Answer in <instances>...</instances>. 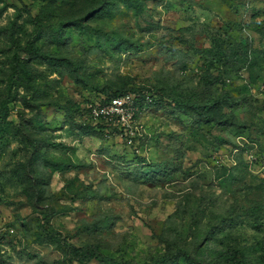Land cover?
<instances>
[{
  "label": "rangeland",
  "instance_id": "1",
  "mask_svg": "<svg viewBox=\"0 0 264 264\" xmlns=\"http://www.w3.org/2000/svg\"><path fill=\"white\" fill-rule=\"evenodd\" d=\"M263 156L264 0H0V264H264Z\"/></svg>",
  "mask_w": 264,
  "mask_h": 264
},
{
  "label": "built area",
  "instance_id": "2",
  "mask_svg": "<svg viewBox=\"0 0 264 264\" xmlns=\"http://www.w3.org/2000/svg\"><path fill=\"white\" fill-rule=\"evenodd\" d=\"M132 96H120L109 101L101 100L97 106H91V115L95 119L111 122L114 118L132 117L135 113ZM264 163V156H263Z\"/></svg>",
  "mask_w": 264,
  "mask_h": 264
},
{
  "label": "trees",
  "instance_id": "3",
  "mask_svg": "<svg viewBox=\"0 0 264 264\" xmlns=\"http://www.w3.org/2000/svg\"><path fill=\"white\" fill-rule=\"evenodd\" d=\"M78 24V23H77ZM211 62H210V65H214L216 62H221L223 60V52L221 50H218L216 52H214L212 54V57L210 58ZM106 98H104L105 100L104 101H109L111 100L112 98L114 97H118V96H113V95H109V96H105ZM228 96L227 95H223L220 99H225L227 98ZM173 104H172V107L174 109H183L185 107H190L194 110H197L198 112H200L201 114L207 112V110L212 106V102L209 100L207 101L203 106H197V105H192V106H189V104H187L186 102H180L178 100H173L172 101ZM113 264H118L116 262H114ZM123 264H127V263H123Z\"/></svg>",
  "mask_w": 264,
  "mask_h": 264
}]
</instances>
